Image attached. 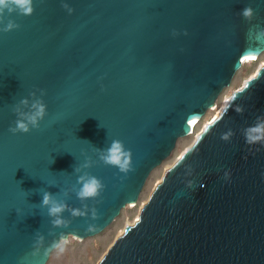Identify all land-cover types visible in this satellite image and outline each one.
Wrapping results in <instances>:
<instances>
[{
	"label": "water",
	"instance_id": "obj_1",
	"mask_svg": "<svg viewBox=\"0 0 264 264\" xmlns=\"http://www.w3.org/2000/svg\"><path fill=\"white\" fill-rule=\"evenodd\" d=\"M245 7L251 22L239 14ZM33 9L0 17V264H46L45 249L61 233L80 240L101 232L214 106L241 59L264 52V42L248 38L264 28V0H33ZM9 20L19 28L5 33ZM30 92L47 115L38 129L13 135L12 108ZM262 115L264 65L164 169L96 264H264V147L243 137ZM112 140L132 154L126 175L98 159L94 147ZM86 158L84 171L104 185L84 202L97 219L65 212L69 227L54 229L40 192L82 208L71 190ZM37 233L44 246L33 256Z\"/></svg>",
	"mask_w": 264,
	"mask_h": 264
},
{
	"label": "clouds",
	"instance_id": "obj_2",
	"mask_svg": "<svg viewBox=\"0 0 264 264\" xmlns=\"http://www.w3.org/2000/svg\"><path fill=\"white\" fill-rule=\"evenodd\" d=\"M62 7L71 15L73 9L67 4H62ZM5 11L9 15L16 13L20 16L29 17L34 11L33 0H0V17L5 14ZM239 14L245 21L251 22L254 17V10L251 7H245ZM256 27V31L250 30L248 38L259 44L264 42V28ZM18 28V24L9 20L2 31L7 33ZM186 34L187 33H185V35ZM173 35H176V33L173 32ZM39 91L40 97L44 96V91ZM234 110L237 114H243L244 112L242 106H236ZM12 111L16 116V120L14 121V126L9 127L8 131L13 135L17 133L27 134L30 130L39 128L40 122L43 121L47 115V106L41 98L37 97L36 92H30L29 98L21 99L18 104L13 106ZM233 135L234 133L228 130L222 134L221 139L229 141ZM243 137L246 145H260V147H264V115L258 116L252 126L243 130ZM94 149L98 155L99 161L104 165L114 167L125 175L133 170L132 154L129 150L125 149L124 144L120 140H112L110 146L106 149H97L95 147ZM91 166L92 161L86 158L85 162L80 167L74 168L73 171L79 174L76 183L80 187L78 190L73 188L71 191L75 192L76 198L84 205L82 208H71L65 203L64 199L58 200L56 195L46 190L40 192L42 194V201L39 207L47 209V215L50 218L52 228L62 229L69 227L71 221L63 218L65 212H68L73 219L86 217L90 212L91 219L93 221L97 219L96 209H89L87 205L84 204L87 200H96L104 190V185L99 179L89 175L87 171H84ZM225 176H227V173H225ZM63 196L68 198L69 192L64 191ZM95 230L96 226L94 224H90L86 229L88 232H93ZM49 235H52V233H49ZM44 239L43 235L37 233L33 244V256H37L40 253L41 248L44 246ZM67 243L66 235L61 233L58 239H54L50 243L45 249V252H56L57 254H61L64 252Z\"/></svg>",
	"mask_w": 264,
	"mask_h": 264
},
{
	"label": "rangeland",
	"instance_id": "obj_3",
	"mask_svg": "<svg viewBox=\"0 0 264 264\" xmlns=\"http://www.w3.org/2000/svg\"><path fill=\"white\" fill-rule=\"evenodd\" d=\"M264 65V52L253 61L245 63L239 68L229 86L223 88L218 95L213 110L206 111L196 127L195 135H186L179 137L175 148L171 154L162 161L160 165L155 166L148 174L139 196L132 206L124 205L117 216L99 233L78 240L72 236L67 237V245L61 254L51 252L46 264H96V262L105 253L108 246L120 234L126 225L132 224L138 216L140 206L148 199V196L156 182H159L165 168H169L189 146L196 140V135L202 132L203 125L210 123L215 115V107L220 108L225 99L243 87L244 81L256 74L257 70Z\"/></svg>",
	"mask_w": 264,
	"mask_h": 264
},
{
	"label": "bare ground",
	"instance_id": "obj_4",
	"mask_svg": "<svg viewBox=\"0 0 264 264\" xmlns=\"http://www.w3.org/2000/svg\"><path fill=\"white\" fill-rule=\"evenodd\" d=\"M261 54H256L255 55V59L256 58H258L259 56H260ZM255 59H251V58H242L241 59V61H240V63H239V68H241L245 63H248V62H250V61H253V60H255ZM227 99V98H226ZM225 99V100H226ZM215 104V103H214ZM224 106V102H223V104H222V106L220 107V108H218V107H215L214 108V111H216V115H215V117H214V119L219 115V113H220V110L222 109V107ZM214 107V106H213ZM213 107H210L209 109H207V111L209 110H213ZM206 114V113H205ZM203 117V116H202ZM202 117H200V118H197L194 122H192V124H191V128H190V131H188L189 132V134L188 135H195L196 134V127L198 126V123L200 122V120H201V118ZM213 119V120H214ZM207 124H209V123H207ZM198 135V134H197ZM196 135V136H197ZM132 206L133 205V203H130V204H126V206ZM70 237V236H69Z\"/></svg>",
	"mask_w": 264,
	"mask_h": 264
},
{
	"label": "snow or ice",
	"instance_id": "obj_5",
	"mask_svg": "<svg viewBox=\"0 0 264 264\" xmlns=\"http://www.w3.org/2000/svg\"><path fill=\"white\" fill-rule=\"evenodd\" d=\"M251 59H255V57H250Z\"/></svg>",
	"mask_w": 264,
	"mask_h": 264
}]
</instances>
